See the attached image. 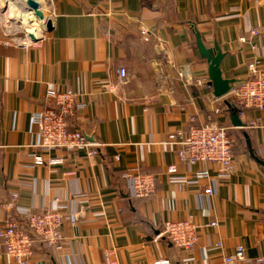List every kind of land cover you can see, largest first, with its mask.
Wrapping results in <instances>:
<instances>
[{
	"label": "crops",
	"instance_id": "obj_1",
	"mask_svg": "<svg viewBox=\"0 0 264 264\" xmlns=\"http://www.w3.org/2000/svg\"><path fill=\"white\" fill-rule=\"evenodd\" d=\"M40 3L53 20L52 31L40 36L43 46L5 45L0 26V228L8 214L53 206L56 197L64 206L62 249L48 251L38 239L30 264H106L110 250L116 264H228L224 258L238 245L245 247L246 261L230 264L264 256V167L249 150L264 161V129L247 126L264 114L245 110L239 114L245 127L232 125L224 100L236 105L229 95L215 99L210 86L197 83L208 66L190 27L195 24L206 43L218 41L224 77L244 79L251 61L264 66V0ZM49 88L77 93L83 106L70 118V129L94 138L97 155L82 150L64 164L33 165L38 130L32 116L54 105L46 97ZM208 116L230 126L235 159L233 172L218 180L209 198L203 189L217 180L220 166L203 162L190 169L166 144L168 133ZM173 163L180 176L197 182L169 179ZM69 170L77 173L66 176ZM204 170L209 176L198 177ZM136 171L157 176L149 197L129 196L124 175ZM183 219L218 226L203 228L190 254L164 235L154 240L166 221ZM0 264H15L3 249Z\"/></svg>",
	"mask_w": 264,
	"mask_h": 264
},
{
	"label": "built area",
	"instance_id": "obj_2",
	"mask_svg": "<svg viewBox=\"0 0 264 264\" xmlns=\"http://www.w3.org/2000/svg\"><path fill=\"white\" fill-rule=\"evenodd\" d=\"M148 30L144 28L142 34L147 36ZM258 30H252L257 34ZM41 36V34H40ZM5 37V36H4ZM43 39V38H41ZM40 39V40H41ZM245 41V38H242ZM5 45L15 47H41L40 41L33 42L28 37L17 38L6 36L3 40ZM120 77H126V69L120 67L117 70ZM245 81L234 87L231 92V100L243 113L245 110H256L264 114V66L253 60L248 64V76ZM198 85L210 86L208 75L197 80ZM211 87V86H210ZM46 97L51 100L53 106L36 111L32 116L34 127L37 128V140L32 152L34 166H56L64 164L68 156L79 151H86L89 156L98 154L93 143H90L86 134L80 130L70 129V118L74 117L77 110L83 104L78 100L77 93L72 89L49 88ZM1 114V101H0ZM249 128L264 129V117L259 116L247 123ZM166 144L175 147V154L181 163H186L191 169L195 164L213 162L220 166L218 178L212 184L203 189V195L209 198L216 191L218 180L228 178L234 168V137L230 126L215 121L211 116L203 122H196L191 118L189 126L184 130H176L168 133ZM62 151L63 154H56ZM118 160L119 156H115ZM167 175L171 180H186L193 183L195 180H187V176H180L177 163L167 166ZM188 170L187 173H192ZM76 170L64 172L66 176L75 175ZM198 177H208L209 172L204 170L197 173ZM157 176L142 171L126 172L124 183L132 198H146L156 190ZM17 194H13L16 200ZM59 197L54 199V205H44L40 208H29L19 210L16 214H8L0 228V251L9 256L15 264H30L34 254V235L39 238L48 251L57 252L62 249L65 220L64 206L61 205ZM25 220V227L22 226ZM218 226L217 221L207 225L196 223L192 220H168L164 223L163 230L154 237L160 239L163 235L179 250L190 254L200 242V232L206 227ZM262 234V232H261ZM217 246H222L219 242ZM116 252L114 250L104 253L106 264H116ZM225 262L235 263L246 261V250L243 245H238L233 254L224 258ZM155 264H172L171 262L159 259ZM252 264H264V256L258 257Z\"/></svg>",
	"mask_w": 264,
	"mask_h": 264
},
{
	"label": "water",
	"instance_id": "obj_3",
	"mask_svg": "<svg viewBox=\"0 0 264 264\" xmlns=\"http://www.w3.org/2000/svg\"><path fill=\"white\" fill-rule=\"evenodd\" d=\"M26 8L31 11H34L35 15L39 20L44 23V27L46 31H52L53 29V20L49 17L42 7L41 3L38 0H25ZM2 7H6V4L3 3ZM9 18L14 19L15 14L12 10H9ZM21 20V17L18 18ZM23 24L28 38L33 41H39L40 35L35 32L30 31L31 22L28 19L21 20ZM191 30L195 37L196 49L198 51L199 56L206 61L207 63V73H208V84L212 88V96L215 99H223L228 96L231 90L243 83L245 79H234V78H226L223 75L222 71V60L225 56V53L222 51L220 44L218 41H215L212 45L206 43L201 32L198 30L195 24L190 23ZM224 103L227 105L228 110L231 113V123L234 127H245V124L242 122L239 113L240 110L233 106L232 102L228 99L224 100ZM86 138L90 143L94 144V138H90L86 134ZM251 156L257 160L263 167L264 161L255 154L254 150L250 147Z\"/></svg>",
	"mask_w": 264,
	"mask_h": 264
},
{
	"label": "rangeland",
	"instance_id": "obj_4",
	"mask_svg": "<svg viewBox=\"0 0 264 264\" xmlns=\"http://www.w3.org/2000/svg\"><path fill=\"white\" fill-rule=\"evenodd\" d=\"M14 1H17V3H19L21 7L23 6L26 10H29L28 8H26L25 3L24 4L21 3V0H10V1L0 0V26L2 28V34L5 37L8 36V37L26 38L28 37L27 32L23 24L21 23V20L18 19V17H15L14 19L9 18L10 2L13 3ZM3 3L6 4V7H2ZM44 12L49 16V13L45 10V8H44ZM36 27L40 30V34H45L44 33L46 32L45 27L39 26L38 22ZM229 99H231L230 95H229Z\"/></svg>",
	"mask_w": 264,
	"mask_h": 264
},
{
	"label": "bare ground",
	"instance_id": "obj_5",
	"mask_svg": "<svg viewBox=\"0 0 264 264\" xmlns=\"http://www.w3.org/2000/svg\"><path fill=\"white\" fill-rule=\"evenodd\" d=\"M38 1L40 2L41 0H38ZM21 3L24 4L25 0H21ZM9 9L14 12L15 17H18V18L21 17V20L28 19L31 22L30 31L35 32L36 34L40 33V30L36 27L37 22L39 26L44 27V23L37 18L34 11L26 10L23 6L21 7L19 3H17V1H14L13 3L10 2Z\"/></svg>",
	"mask_w": 264,
	"mask_h": 264
},
{
	"label": "trees",
	"instance_id": "obj_6",
	"mask_svg": "<svg viewBox=\"0 0 264 264\" xmlns=\"http://www.w3.org/2000/svg\"><path fill=\"white\" fill-rule=\"evenodd\" d=\"M38 239H39V238L36 237V235H34V244H35V242H36Z\"/></svg>",
	"mask_w": 264,
	"mask_h": 264
}]
</instances>
